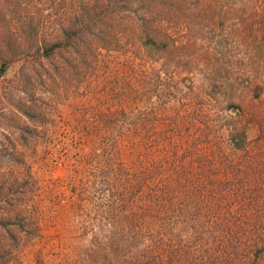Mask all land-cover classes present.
I'll list each match as a JSON object with an SVG mask.
<instances>
[{
    "label": "trees",
    "instance_id": "trees-1",
    "mask_svg": "<svg viewBox=\"0 0 264 264\" xmlns=\"http://www.w3.org/2000/svg\"><path fill=\"white\" fill-rule=\"evenodd\" d=\"M234 4L0 0V78L11 63L24 60L21 93L31 96L36 81L54 94L81 90L79 127L94 147L78 158L71 191L81 204L87 201L83 177L90 172L95 192L106 198L91 221L79 225L82 235H90L88 244L74 258L50 264H264V156L253 155L251 119L235 117L241 107L227 95L237 82L249 86L252 79H231L212 57L204 59L215 68L213 78L206 77L195 61L210 53L206 38L211 43L218 32L222 42L228 11L253 27L246 23V4ZM196 73L206 83L197 86ZM93 80L101 86L93 87ZM92 99L93 112L87 109ZM210 101L219 107L211 105L205 115ZM17 106L35 126L42 121L39 108L20 100ZM25 128L23 140L26 130L35 134ZM146 129L153 134L149 143ZM17 218L0 220L6 234L0 235V264H9L12 248L23 242L13 226L30 239L40 234L37 220L27 231L25 217Z\"/></svg>",
    "mask_w": 264,
    "mask_h": 264
},
{
    "label": "rangeland",
    "instance_id": "rangeland-1",
    "mask_svg": "<svg viewBox=\"0 0 264 264\" xmlns=\"http://www.w3.org/2000/svg\"><path fill=\"white\" fill-rule=\"evenodd\" d=\"M229 1L235 2L236 7L246 4V23H252L253 27L248 24V29L244 23L236 20L235 13L228 11L224 17L226 29L222 42H219L221 35L218 32L211 43L206 38L204 43L210 53L206 57L204 54L195 56V61L204 68L206 77L213 78L211 74L215 69L212 62L208 64L204 60L207 57L209 60L212 57L214 64L226 67V74L231 79L238 74L251 77L249 86L237 82L235 93L232 95L228 92L227 95L241 107L240 115L235 117L242 115V118L251 119V149L258 159L264 156V24H261L264 21V0H250L249 3L248 0ZM44 9L46 13L48 10L46 7ZM29 10L34 11L33 8ZM229 27L234 29L229 30ZM3 28L4 24L1 22L0 31ZM23 62L25 63L24 60L11 63L8 72L0 78V220H17V216L21 215L28 223L27 231L32 228L30 223L33 221L37 220L40 225V234L34 239L27 237V233H20L16 226L12 227L15 235H22L23 242L20 248H12L15 255L9 264H50L74 258L79 248L88 244L90 235H82L79 225L84 220L91 221L97 206L106 198H101L95 192L90 172L83 177L90 200L85 196L87 201L81 204L78 196L73 197L71 191L74 187L72 182L76 178L78 158L88 154L94 147V139L86 138L84 129L79 127L82 122L79 106L84 102L81 90L76 95V92L63 91L54 94L47 89L46 84L42 86L36 81L37 88L31 96L21 93L18 81ZM146 65L152 67L150 62ZM159 65L160 62L156 63V67ZM200 73L193 74L197 86L207 81L205 75ZM93 83L95 88L101 86L94 80ZM258 86L261 91L256 95L254 89ZM86 89L91 91L89 86ZM222 93L219 95L221 105L226 107V98L222 97ZM19 100L26 107L40 109L42 121L37 126L18 109ZM107 102L111 104V101ZM87 103V109L93 112L96 102L92 99ZM211 105L219 107L218 103L211 102L206 105L205 115L212 110ZM124 107L130 106L125 104ZM224 109L226 112L223 114L230 117L232 112ZM93 121V118H89L90 123ZM27 126L35 134L26 130L27 139L23 140L21 133ZM144 134L149 143L153 134L149 129ZM176 136L180 137L179 134ZM258 200L262 202V198ZM255 216L260 218L262 213L256 210ZM0 235H6L1 228ZM7 241L11 243L10 239Z\"/></svg>",
    "mask_w": 264,
    "mask_h": 264
}]
</instances>
